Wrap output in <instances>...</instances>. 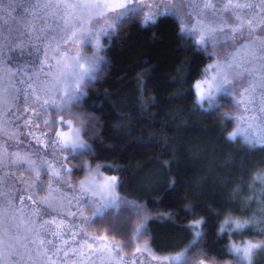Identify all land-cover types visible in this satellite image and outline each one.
Segmentation results:
<instances>
[{
	"label": "snow or ice",
	"instance_id": "obj_1",
	"mask_svg": "<svg viewBox=\"0 0 264 264\" xmlns=\"http://www.w3.org/2000/svg\"><path fill=\"white\" fill-rule=\"evenodd\" d=\"M177 4L186 7L185 15L196 18L195 24L181 17ZM11 11L16 13L13 18L25 27L32 25L29 16L37 17L44 11V16L40 17L44 19V25L34 39L30 37L28 58L7 78L0 74V116H7L5 105L15 103L17 110L23 109V112L20 115L14 113V119L24 121L21 127L34 140V145L28 143L25 148L11 153L4 148L0 152V169L10 167L13 175L24 172L35 176L31 183L20 182L27 185L23 191L32 192L26 199L37 207L29 208L26 218L21 219L16 227L28 225L26 230L32 231L30 226L36 224L33 217H39V227L56 238V241L46 242L52 245L49 255V250L41 247L45 244L40 238L41 233H34L40 238L39 244L36 239L30 242L36 244L34 251L38 257H46L43 264H55L54 257L63 253L66 258L70 252L73 264H86L93 257L100 264L123 262L120 255L123 244L111 243L107 230L104 235H88L87 230L110 216L119 217L124 205L132 206L135 202L118 194L121 179L117 175L103 174L102 169L115 171L112 165H98L93 169L91 164L80 163L84 155H92L93 151L83 138L89 125L82 120L89 113L73 109L85 103L89 86L103 74V65L107 64L106 56L101 54L105 51L104 41L110 42L118 36L125 24L134 22L141 13H144L141 27L155 25L161 17L178 20L181 37L191 39L197 53L214 61L204 68L201 78L192 85L194 111L214 116L225 107V101L230 102L240 114L223 116L225 122H236L235 130L227 135L226 140L239 142L250 152L258 151L264 155V0H148V3L145 0H15ZM240 40L243 42L237 43ZM229 42L233 49L222 59L215 50ZM88 48L93 49L91 56L84 54ZM209 48L214 51L209 52ZM245 73L247 80H243ZM18 84L22 87H17ZM257 95L260 115L251 107ZM6 124L7 120H0V129ZM41 124L51 134L41 131L37 136L32 131ZM16 142L24 143L18 138ZM72 161L77 163L69 166ZM77 168L87 173L85 179L68 182L66 189L61 188L64 182L70 181ZM8 175V172L0 173V187ZM42 177L48 178L47 187ZM257 183L261 186L258 210L247 218L244 208L239 209V215L233 211L217 230L218 236L230 238L226 251L232 264H254V256L264 252V169L257 171L252 178L249 187L254 193ZM67 189H71L70 197ZM38 191L47 195L34 199ZM253 199L249 197L246 206ZM6 210L7 206L0 204V264H6L2 249L10 239L3 223ZM19 211L23 212V208ZM139 211L137 206V214ZM88 212L90 214H86ZM46 225H54L55 230ZM205 226V220L194 219L190 225L192 241L180 255L169 257V264H192L194 257L190 259L187 253L200 249ZM134 231L136 238L140 239L146 235L147 229L142 225ZM77 237L79 242L67 247L69 240L75 242ZM148 250L145 246L144 251ZM137 252L141 249L138 248ZM196 255L204 257L196 264H209L208 258L217 259L207 249H200ZM136 259L133 258L132 264H136Z\"/></svg>",
	"mask_w": 264,
	"mask_h": 264
},
{
	"label": "trees",
	"instance_id": "obj_2",
	"mask_svg": "<svg viewBox=\"0 0 264 264\" xmlns=\"http://www.w3.org/2000/svg\"><path fill=\"white\" fill-rule=\"evenodd\" d=\"M13 7L15 0H0L3 9L0 11V30H3L0 74L5 78L27 59L25 48L12 43L4 29L8 25L24 26L13 18L16 16L11 11ZM143 17L141 13L134 22L125 24L118 36L110 42L104 41L105 51L101 54L106 56L107 64L103 65V74L89 86L85 103L73 109L89 113L82 120L89 125L83 138L93 151L92 155H84L80 163L91 164L93 169L98 165H112L115 171L102 169L103 174L117 175L121 179L118 194L135 202L132 206L124 205L119 217L110 216L94 224L87 230L88 235H104L107 230L111 243L124 245L120 253L124 258L122 264H132L134 257L136 264H169L168 258L180 255L192 241L190 225L194 219H203L206 226L200 249H207L217 257L208 258L209 264H232L226 251L230 238L218 236L217 230L233 211L239 215V209L244 208L247 218L258 210L261 186L255 185V193L249 186L256 172L264 169V155L250 152L239 142L226 140L235 130L236 122H225L223 116L240 114L230 102L225 101V107L214 116L194 111L192 85L213 60L197 53L191 39L181 37L180 22L170 16L161 17L155 25L141 27ZM28 19L32 25L24 26V33L34 39L44 20L39 15ZM86 50L93 53L91 48ZM4 110L7 116H0V120H7V124L0 129V152L7 148L11 153L28 143L34 145L33 137L21 127L24 121L13 117L23 109L18 111L15 103H9ZM32 131L39 136L41 131L49 130L41 124ZM17 138L24 143L17 144ZM76 163L72 161L69 166ZM2 172L9 173L0 187V204L7 206L3 223L10 237L3 246V258L6 264H17L10 249L14 238L28 243L27 238L32 237L25 234L23 227L13 228V204L17 206L18 201L32 195L31 191H23L27 185L20 181L31 183L35 176L24 172L13 175L10 167L0 169ZM85 176L87 173L77 168L61 188L66 189L68 182H77ZM42 179L47 187L48 178ZM67 192L70 197L71 189ZM46 195L38 191L34 199ZM249 197L254 199L246 206ZM20 215L17 211L15 217ZM142 225L146 226V235L137 239L134 230ZM46 227L55 230L54 225ZM39 232L44 233L43 248L51 252L52 245L46 242L56 238L41 228ZM78 242L79 237L75 242L69 240L67 247ZM145 246L148 251H144ZM138 248L141 252H137ZM200 249L187 253L190 259L194 257L192 264L204 258L196 255ZM22 250L18 248L21 253L18 264H27ZM18 251L15 253L19 254ZM32 259L34 264L40 261L39 257ZM93 262L100 264L95 257L86 264ZM55 264H73L72 253L66 258L62 253ZM254 264H264V252L254 256Z\"/></svg>",
	"mask_w": 264,
	"mask_h": 264
},
{
	"label": "rangeland",
	"instance_id": "obj_3",
	"mask_svg": "<svg viewBox=\"0 0 264 264\" xmlns=\"http://www.w3.org/2000/svg\"><path fill=\"white\" fill-rule=\"evenodd\" d=\"M145 3H148V0H145ZM161 6L163 7V5H161ZM176 7H177V10H178L179 14L181 15V17L183 19L189 21L192 24L196 23V18L195 17L185 15V13L187 11L185 6L177 4ZM225 15L229 16L230 14L225 13ZM39 16L43 17L44 16V11H41L39 13ZM42 24L44 25V22H42L41 25ZM10 26L11 25H8L4 29H6V35H7V37L9 36V39L11 40V42L16 44V45L20 44L21 46H23L25 48L26 53L31 51V48L29 47V45H30L31 39H33V37H31V39H30V36H28V35H26V33H24V29H25L24 26H18V28L10 27ZM0 33L2 34L3 30L2 31L0 30ZM244 39H247V37H244ZM241 42H243V41L242 40L237 41V43H241ZM232 49H233V44L231 42H229L227 44H224V45L220 46L215 51H217L219 53L220 58L223 59V58H225L228 55V53L230 51H232ZM84 54L87 55V56H91L92 55V54H90L89 50H85ZM24 56L27 57L26 54ZM247 79H248V76L245 73L244 76H243V80H247ZM241 82L242 81H237V83H241ZM259 103H260V99H259V96L257 95L255 100H254V103L251 105V107L253 108L254 112L257 113V115H260L259 114V105H258ZM262 119H264V117H262ZM104 175H107V174H104ZM85 177L79 179L77 182L85 179ZM20 202L21 201H18V205L17 206H15V203L13 204L14 207H15V212H14V216L13 217H15V214L17 213V211H19L20 208H23V212L19 211V213H21L20 217H15L14 219H12L13 228L14 229L18 228V227H16V225H18L20 223L21 219H25L26 218V214L29 212V208L37 207V205L33 204L32 201H30V200H23V204H21ZM25 205H27V207H25ZM40 207H43V206H40ZM45 218H48V217L46 216ZM33 219L36 220V224L30 226L32 228V231H27L26 230L29 227L28 225H25L23 227L25 229V234L29 235V237H32V238H30V240L27 238V241H28V243H27L26 241L17 239L18 237H16V238H14L13 246L10 248L11 251H13V255H14L13 257H15V262L16 263L17 262L18 263L21 262V256H20L21 253H20V251H18V248H23L24 249L22 251L24 252V260L27 262V264H34L32 258H34V259L38 258L37 252L34 251V249L36 248V244H33L30 241L33 240V239H36L37 240V244H39V240H40V238H43V234L44 233L41 235L40 238H37L35 236L34 233L36 231H39V229H40L39 224L41 223V221H40L39 217H33ZM41 247L43 248V246H41ZM26 250H27V254L28 255H26ZM16 251H18L19 254H16L15 253ZM48 254L51 255V252H49ZM61 254L62 253H60V255ZM60 255H59V257H54L53 259L56 260V261L59 260L60 259ZM39 259H40V261H39L38 264H43V262L46 260V257L39 256Z\"/></svg>",
	"mask_w": 264,
	"mask_h": 264
}]
</instances>
